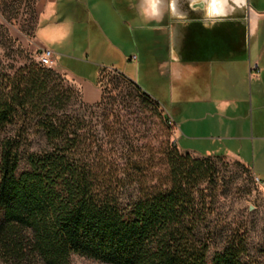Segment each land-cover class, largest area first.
<instances>
[{"label":"trees","instance_id":"obj_1","mask_svg":"<svg viewBox=\"0 0 264 264\" xmlns=\"http://www.w3.org/2000/svg\"><path fill=\"white\" fill-rule=\"evenodd\" d=\"M53 68L30 60L0 81V264H72L73 254L107 264H264L243 233L217 245L206 222L204 191L222 154L194 157L172 143L159 172L143 174L127 155L140 148L113 152L105 144L116 142L115 132L98 144L85 120L67 112L75 91ZM107 69L158 110L117 68L99 66L96 83ZM28 125L44 140L34 150L24 145Z\"/></svg>","mask_w":264,"mask_h":264},{"label":"crops","instance_id":"obj_2","mask_svg":"<svg viewBox=\"0 0 264 264\" xmlns=\"http://www.w3.org/2000/svg\"><path fill=\"white\" fill-rule=\"evenodd\" d=\"M121 1V9L113 10L129 13L128 19L146 35L150 33L154 45L145 49L153 58L157 79L154 95H149L168 115L188 112L202 120L209 117L216 125L217 139L226 141L222 154H232L247 163L264 184V49L259 37V32L264 34V0ZM86 2L36 0L39 21L34 41L41 49L54 51L56 66L80 85L83 100L93 103L101 97L96 83L98 71L91 80L87 73L73 68L77 63L60 65L63 58L79 60L83 62L80 66L88 61L86 50L81 59L68 56L62 48L73 35L75 23L87 22V48L96 56L97 68L106 63L102 57L112 53L117 62L110 63L111 67L132 75L128 71L139 57L127 56L103 39L100 28L91 23L92 10ZM251 47L255 50L253 58Z\"/></svg>","mask_w":264,"mask_h":264},{"label":"rangeland","instance_id":"obj_3","mask_svg":"<svg viewBox=\"0 0 264 264\" xmlns=\"http://www.w3.org/2000/svg\"><path fill=\"white\" fill-rule=\"evenodd\" d=\"M35 3L36 0H0V81L3 75H13L30 60L37 61L36 57L41 48L34 41L39 21ZM86 3L92 10L91 23L100 28L103 39L122 49L127 56L139 57L137 63L133 64V70L128 71L132 72L135 78L126 75L147 90L148 94L154 95V83H157V79L152 66L153 58L145 50L154 46L150 33L146 35L142 29L136 27L135 23L128 19L129 13L123 14L120 11L116 13L113 10L121 9L123 5L121 0H88ZM93 7L96 9L93 10ZM122 17L125 25L124 21H120ZM86 24L85 20L77 21L73 35L62 48L68 56L81 59H84L86 50L88 64L80 66L83 62L79 60L63 58L60 65L71 66V63H77L75 66L72 65L73 68H79L78 70L87 73L88 77L94 80V73L97 71L94 62L96 56L87 48L89 41L85 36L88 29ZM259 35L260 47L263 50L264 34L259 32ZM249 52L253 58L255 50L251 47ZM162 53L166 54V50ZM102 60L106 62L103 63L104 66H111L110 63L117 62L112 53L102 57ZM113 67L121 71L117 66ZM53 70L60 76L62 84L71 86L75 91L67 105V112L85 120L87 125L85 129L94 136L98 144L102 140L109 141L108 135L115 132L116 142L105 144V147L112 148L113 152L121 145L129 151L140 148L138 155L131 153L127 155L131 156V159H139L141 162L139 169L145 175L159 172L163 152L172 143H176L181 153L185 152L183 150L194 151L195 153H192L194 157L224 152L223 145L226 141L222 138L217 139V133L213 130L216 125L211 124L209 117L202 120L188 112L180 116H173L171 113L168 115L161 104L158 110H154L140 97L128 80L113 70L107 69L99 75L97 84L101 89L102 103L97 106L95 104L98 101L87 103L83 100L80 85L73 78L68 77L57 66ZM146 75L149 77L147 80ZM164 115L169 117V122L164 120ZM27 128L30 132L24 145L28 146L29 150L43 145L42 137L38 133H33L35 129L31 125ZM212 133L214 137H211ZM231 145L234 148L235 144ZM108 157L117 164L125 159L123 156L119 158L117 153ZM213 159L216 165L215 173L211 180L212 184H209L204 193L209 195L206 198L208 202L206 222L218 231L216 244L220 245L222 239L231 233H243L250 255L258 261H264V184L253 175L247 163L232 154H222ZM206 186L207 183L201 188ZM212 250L213 248L211 252ZM71 263L107 264L76 254L71 256Z\"/></svg>","mask_w":264,"mask_h":264},{"label":"built area","instance_id":"obj_4","mask_svg":"<svg viewBox=\"0 0 264 264\" xmlns=\"http://www.w3.org/2000/svg\"><path fill=\"white\" fill-rule=\"evenodd\" d=\"M132 58H135L133 56ZM36 60L44 66L55 67L56 66V55L53 50L49 48H43L38 53Z\"/></svg>","mask_w":264,"mask_h":264},{"label":"bare ground","instance_id":"obj_5","mask_svg":"<svg viewBox=\"0 0 264 264\" xmlns=\"http://www.w3.org/2000/svg\"><path fill=\"white\" fill-rule=\"evenodd\" d=\"M215 1V0H214ZM214 4V3H213Z\"/></svg>","mask_w":264,"mask_h":264}]
</instances>
